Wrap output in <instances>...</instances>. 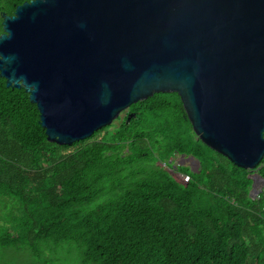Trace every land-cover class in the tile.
I'll return each mask as SVG.
<instances>
[{
    "label": "trees",
    "instance_id": "trees-1",
    "mask_svg": "<svg viewBox=\"0 0 264 264\" xmlns=\"http://www.w3.org/2000/svg\"><path fill=\"white\" fill-rule=\"evenodd\" d=\"M114 123L51 143L29 95L0 77V199L15 211L0 248L24 244L40 258L48 244L72 243L81 264H264V189L252 199L253 172L197 139L178 94ZM181 155L201 163L180 168L189 183L166 170Z\"/></svg>",
    "mask_w": 264,
    "mask_h": 264
},
{
    "label": "water",
    "instance_id": "water-1",
    "mask_svg": "<svg viewBox=\"0 0 264 264\" xmlns=\"http://www.w3.org/2000/svg\"><path fill=\"white\" fill-rule=\"evenodd\" d=\"M3 27L0 77L29 95L49 142L72 146L178 94L197 139L253 172L252 199L262 192L264 0H35Z\"/></svg>",
    "mask_w": 264,
    "mask_h": 264
},
{
    "label": "rangeland",
    "instance_id": "rangeland-1",
    "mask_svg": "<svg viewBox=\"0 0 264 264\" xmlns=\"http://www.w3.org/2000/svg\"><path fill=\"white\" fill-rule=\"evenodd\" d=\"M175 158H177V160H175L176 162L175 166H177L181 157L176 156ZM157 164L159 163L157 162ZM169 172L172 173V171ZM181 183L184 182L182 181ZM257 189L263 190L264 185L259 184ZM103 200L104 198H100L97 202L90 205V208L95 207L97 203H100ZM4 201L6 202V204L4 203ZM13 213H15L13 206L10 205L5 198H1L0 199V229L1 230L3 228H8V227L10 228L13 225L12 222H7V220H10L14 217ZM46 248L47 251L40 258H34L32 256L31 251L24 244H19L15 247L0 248V264H81L80 251L77 248V246L72 243H63L56 247L53 246L52 244H48Z\"/></svg>",
    "mask_w": 264,
    "mask_h": 264
},
{
    "label": "flooded vegetation",
    "instance_id": "flooded-vegetation-1",
    "mask_svg": "<svg viewBox=\"0 0 264 264\" xmlns=\"http://www.w3.org/2000/svg\"><path fill=\"white\" fill-rule=\"evenodd\" d=\"M35 0H0V36L3 35L4 33V27H3V22L5 20V18L9 17V18H13L16 15V11L19 7L25 5V4H31L32 2H34ZM180 161L178 163V165L176 166L177 168L174 169V172L178 175H175V179H182L179 176H183L180 173V168L184 167L189 169L191 172H197L199 167L197 164H195L194 162L190 161V157H186L185 155H181L180 156ZM175 160H177V158H173L170 161H172V163H170L169 161V167L166 168V170L169 171H173V167H175ZM185 177V176H184Z\"/></svg>",
    "mask_w": 264,
    "mask_h": 264
},
{
    "label": "built area",
    "instance_id": "built-area-1",
    "mask_svg": "<svg viewBox=\"0 0 264 264\" xmlns=\"http://www.w3.org/2000/svg\"><path fill=\"white\" fill-rule=\"evenodd\" d=\"M185 178H186V177H185ZM183 182L186 183L185 180H183Z\"/></svg>",
    "mask_w": 264,
    "mask_h": 264
}]
</instances>
